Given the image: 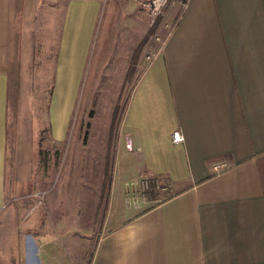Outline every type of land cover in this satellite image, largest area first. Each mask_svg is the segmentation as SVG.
<instances>
[{"label": "crops", "instance_id": "obj_1", "mask_svg": "<svg viewBox=\"0 0 264 264\" xmlns=\"http://www.w3.org/2000/svg\"><path fill=\"white\" fill-rule=\"evenodd\" d=\"M141 1L0 0V264H264V0L169 7L163 41L152 43L154 58L113 130L110 203L89 261L75 252L90 233L74 235L67 209L52 217V187L46 211L24 205L40 161L32 96L42 56H54L48 131L61 144L82 93L81 103L94 97V51L101 60L113 47L125 76L148 30ZM176 129L184 142H173ZM95 178L64 179L82 186L83 194L69 190L72 213L98 194L86 187L104 183ZM153 180L171 194L146 205L141 188Z\"/></svg>", "mask_w": 264, "mask_h": 264}, {"label": "rangeland", "instance_id": "obj_2", "mask_svg": "<svg viewBox=\"0 0 264 264\" xmlns=\"http://www.w3.org/2000/svg\"><path fill=\"white\" fill-rule=\"evenodd\" d=\"M151 1L144 0L140 3V8L138 9L140 22L142 24H148V30L145 38L141 43H138L136 49L132 53L129 50V54L131 53L130 62L126 67L127 71L126 74L124 73V77L121 71V68L124 69V64L120 62L117 56L115 57V53L112 50L113 47H108V50L104 53V58L101 60L100 48L94 51L89 69L90 78L92 77L94 79L92 83L93 87L91 86L89 91L90 94L94 93V97L91 103H85V107V104L81 103V99H84L82 93L79 107L74 115L69 138L61 144L53 141L50 138V131H48V102L54 60L52 53L42 56L39 71L35 73L36 80L33 82L32 97L35 116L40 119L39 121L42 124L38 136L40 142V161L33 171L35 182L27 185L21 191L26 194L23 197L24 205L29 209L33 205H37L38 209L46 211L45 192L52 187V217L55 216L57 220L58 216L56 215L67 209V216L71 219V222H76L80 227L78 230H74V235L80 234L83 237L87 235L86 233H90V239L87 241L88 244L84 246L79 241L80 243L78 244L80 246L77 248L79 253L75 252L79 259H83V262L89 261L92 257L96 240L95 233L100 229V224L110 203L107 194L111 177L110 168L114 159L113 130L127 108L138 75L145 67L144 64L147 63L145 59L146 54L152 52L146 44L149 40H152V35L156 32L162 35L160 26L165 13H168L167 10L169 7L172 5L184 6L181 0H169L166 6L162 8V12L156 17V22L152 26L151 10L148 7V3ZM118 4L113 3L118 11L114 16V20H120L119 18H121L122 20L120 22L122 23L125 21V18L123 19L124 16ZM153 43L159 42L153 41ZM119 44L120 41H118L117 46ZM109 65L110 71H108L109 68H106L105 71L104 68ZM83 101L85 102V100ZM71 145H73V148L69 150L68 147ZM72 160L77 161L76 170L71 168ZM71 174L90 176L93 179H96L95 177H99V179L104 177V183L86 185L90 194L93 191V193H98L94 198L87 201V210L83 211V209L78 207V212H71V210H75V207L69 204V201L72 200L70 198L71 191L69 190L73 189L76 193L83 194L80 191L82 188L80 182L74 185L64 184L66 176H70ZM15 176V171L13 170L12 177ZM158 181L153 180L148 184V188H141V194L145 197V201H149L145 203L146 205H154L170 197L171 193L168 189L164 188L168 184L161 180ZM38 191L41 193L44 192V195L42 193L43 198L33 195ZM77 197L76 194L75 199ZM68 224H70L69 221Z\"/></svg>", "mask_w": 264, "mask_h": 264}, {"label": "built area", "instance_id": "obj_3", "mask_svg": "<svg viewBox=\"0 0 264 264\" xmlns=\"http://www.w3.org/2000/svg\"><path fill=\"white\" fill-rule=\"evenodd\" d=\"M169 0H152L150 3H148V7L151 10V15H152V20H151V24L152 26L155 24L156 22V17L162 12V8L166 6V4L168 3ZM187 2V0H181L182 5H185ZM153 41L156 42H162L163 38L162 36L159 34V32H156L154 35H152V40L148 41V47L152 50V52L146 54V61L147 63H150L153 60V47H152V43ZM172 140L174 143H182L185 140V136L182 132V130L180 129H176L173 131L172 133ZM215 168H220V165H216ZM150 182L145 181V188L149 187ZM165 189H167L166 187H164Z\"/></svg>", "mask_w": 264, "mask_h": 264}, {"label": "trees", "instance_id": "obj_4", "mask_svg": "<svg viewBox=\"0 0 264 264\" xmlns=\"http://www.w3.org/2000/svg\"><path fill=\"white\" fill-rule=\"evenodd\" d=\"M146 42V41H145ZM143 45V44H142Z\"/></svg>", "mask_w": 264, "mask_h": 264}]
</instances>
